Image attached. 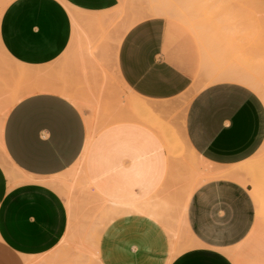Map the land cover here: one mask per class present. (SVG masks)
<instances>
[{
  "label": "crops",
  "instance_id": "obj_1",
  "mask_svg": "<svg viewBox=\"0 0 264 264\" xmlns=\"http://www.w3.org/2000/svg\"><path fill=\"white\" fill-rule=\"evenodd\" d=\"M126 1L118 13L120 0H0V43L12 64V88L39 81L48 87L29 93L23 88L5 116L9 96L0 99V144L23 178L11 183L0 162V264L34 261L65 236L69 218L60 177L85 150V116L92 107L57 89L75 91L80 85L83 94L90 74L96 73L99 85L101 67L111 75L113 93L121 97L131 91L161 104L190 94L183 132L209 163H240L264 141L260 97L229 80L198 87L189 64L180 60L185 40L173 43L163 16L130 25L132 0ZM20 66L27 70L22 81L16 73ZM114 94L106 95L112 107ZM147 134L142 126L125 123L96 136L87 161L92 177L87 175L107 200L139 205L163 195L154 188L161 185L166 152L142 146ZM136 136L139 140L133 142ZM251 188L232 177L207 178L195 188L183 217L187 235L180 240L191 245L173 257L164 222L141 212L117 215L100 234L99 263L264 264V220L257 218Z\"/></svg>",
  "mask_w": 264,
  "mask_h": 264
},
{
  "label": "rangeland",
  "instance_id": "obj_2",
  "mask_svg": "<svg viewBox=\"0 0 264 264\" xmlns=\"http://www.w3.org/2000/svg\"><path fill=\"white\" fill-rule=\"evenodd\" d=\"M151 1L152 0H132L129 5L131 12V22H137L139 20L138 16H142V18L148 17L144 15L147 14V10L149 11L150 5L154 4L151 3ZM154 1L156 2V0H153L152 2ZM179 1H181L182 3H186L187 0H175L177 7H179L181 3ZM189 1L191 2V8L189 12L184 11L183 14L187 13L186 15H188L191 13L192 15H190L192 17H187L184 15L182 17L181 15H177L175 16V18H171L169 16L163 17L168 21L169 26L171 27L170 36L173 43H177L178 40H185V45L183 47V53L180 60L182 61V63L187 62L189 64L198 87H202L216 81L227 80V77L231 78L229 74L232 75L234 72H236L233 74L234 78L241 77L238 76L241 75V73L237 74L238 68L240 70L239 72H242L244 74L247 71L246 69H242L243 67L241 68V66H238L236 61L237 58H234L237 47H241L240 51L242 53V51L244 50L242 49V46L249 50L248 45L250 46L251 43L252 45L250 46V49L253 53H255L253 45L255 46V50L257 44L258 48L260 44L262 46L264 45V42L261 43V41H264V39H262L264 38V36L261 37V35L264 34H261L259 36L257 35V37H251L250 35L249 37H244V39L246 40L247 38V40L243 41V35L240 33V30H242L245 25L249 26L255 21V17L253 15L247 14L243 19H241V24H237L238 29L236 27L230 29L224 20V15L227 10H223V8H221V3H219V1H208V5L205 6L201 3V0ZM119 9L120 5L118 7V13H122L124 10L123 8H121V11ZM207 12H209V14ZM207 14L209 16H207ZM179 16L180 18H183L179 19L180 21L177 20ZM260 21L263 25L262 29H264V19H261ZM262 32H264V30H262ZM254 37L256 38L254 39ZM257 38L258 40H262L258 41ZM254 40H256L257 43ZM246 43L248 44L245 46ZM262 46L261 48L264 52V48ZM260 50L261 49H258L257 51ZM216 51H218V53ZM240 51L238 52L240 53ZM247 53L246 55H248ZM256 54H258L257 57H259V53L257 52ZM234 61L235 64H233ZM11 68L12 64L9 60V57L7 58L0 49V99L4 100L7 96H9L6 99L3 107V116L6 115L12 104L16 103L19 98L23 96V88L25 89L26 93L40 91L48 88L46 87L45 83L39 81L28 88L23 87L21 83L20 86L16 84L15 88L13 89L11 85ZM19 68L22 69L21 66ZM19 68L16 73L20 76L21 69L19 70ZM104 68H99V85H97V76L94 70L91 69V71H93L95 74L84 75V77H86V75H89V77H86L84 79L85 85H83V87L85 88V92L83 94H80L79 90L77 89H80V85L75 86V91H70L66 88L57 89L58 92L65 95L73 102L77 104L86 103L92 107L91 114L89 116H85V124L87 130L86 142L88 139H91V141L87 146L88 150L86 148L85 142L87 155L86 150H84L83 154H81L80 156L81 158L84 155L83 164L85 175L87 178V174L92 177L91 170L88 169L89 166L87 167L88 156L93 146L95 145L96 136L100 132L111 126L121 125L125 123L142 126L143 128L147 129V132H149V134L146 135L144 141L142 140V146L145 144L148 149L153 150H155L156 148H162L166 152V156L164 157V170L162 171V173L160 172L161 185L154 188V192L161 191L164 196H171L172 193L175 192L177 196H181L183 195L180 194L181 189L186 188L182 191H184L183 193L187 192V189H189L191 185H194L195 182H197L201 178L207 180V178L232 177L239 182L245 181L244 185H246V183L252 185L250 192L257 204V218L259 220H264V141L255 154L240 163L229 166H219L209 163L190 146L183 132V114L185 107L191 97L190 94L183 95L173 100H167L161 104H155L152 101L150 102V100L141 98L131 91H129L127 95H123V97H121V95L117 92L116 94L113 93L110 79L111 75L109 74L108 70ZM221 72H224L223 76H221ZM219 73H221L220 76ZM261 74H263V79L261 78ZM26 75L24 74V76L20 77L21 81L26 77ZM247 75H242L243 78H241V82L240 78L239 80L235 79V82L239 81L240 84H245L244 86L246 87L249 83L248 88L254 91L260 97L264 104V70L261 71L259 69L258 73L255 74L256 79L254 78L255 80L253 79V81L251 78L253 82H250V77H246ZM115 77L119 82L121 81L120 78L116 76V74ZM257 77L259 81L256 82ZM260 78L263 80V83L261 82ZM231 79L230 81H233V77ZM120 83L125 89L122 81ZM113 94L115 97L114 100H116V104L114 105V107L109 104L110 102L106 98V95H109V97H111ZM94 97H96V102L93 100ZM135 101L139 103L144 102L145 104L153 106L151 107L152 111L150 113H147L149 117L146 114H141L140 112L136 111L134 106L132 107L131 103ZM100 102L101 104L104 102V104L101 105ZM160 106H162L163 110ZM100 107H103L104 110ZM160 109L162 115L161 113H159ZM99 110L102 111H100L99 113ZM151 113L153 114V116H151ZM144 118L146 119V121ZM122 133L123 131H118L117 137L122 138ZM125 137L127 138V134L125 135ZM132 140L133 142H137L139 140V137H133ZM80 158L77 160V163H75L63 174H67L69 176L72 175V173L74 172V168H76L77 164H79ZM151 188L152 187H148L147 189L152 191ZM93 190L97 195L107 200L103 193L98 192V190L95 188H93ZM63 193L65 194V199L69 198L73 202L72 209L76 213L74 219V226L76 229L74 230L76 231H74L73 234L70 235V238L65 243L60 244L55 251L54 249L58 244L50 251L35 257L34 261L31 260V264H45L44 258L51 255L55 256V259L52 260V264H94L93 260H91L90 258L91 237H89L88 233L90 234L95 223V228H100L104 220L107 208L105 207L104 203H101L102 201H100V199L98 200V198H91L92 194L90 195L88 192L87 196H90L87 197L85 190H81L77 187L71 189L69 194L67 192L65 193V191H63ZM190 245V242L182 243L181 246L183 248L179 247V249H177L176 251V254L182 249L189 247Z\"/></svg>",
  "mask_w": 264,
  "mask_h": 264
},
{
  "label": "bare ground",
  "instance_id": "obj_3",
  "mask_svg": "<svg viewBox=\"0 0 264 264\" xmlns=\"http://www.w3.org/2000/svg\"><path fill=\"white\" fill-rule=\"evenodd\" d=\"M152 1H151V3H154V4L150 5L149 11L147 10V14H145L144 16H169L171 18L172 17L175 18V16H177V15H181V17L184 15V16H187V17H192L191 13H190L191 15L188 14L189 16L186 15L187 14L186 12H185L186 14H183L184 11L189 12V10L191 8V2L189 0H187L186 3L185 2L182 3L181 1H179V2H181L179 7H177L175 0H156V2L155 1L152 2ZM208 1L209 2L210 1H212V2L219 1V3H221V8H223V10H225V9L227 10V12H225V15H224V20H225L227 26L230 29L235 28V27L237 28V24L238 23L241 24V19H243L245 17V15H247V14L253 15L255 17V21L251 25H249V26L245 25L243 27V29L240 30V33L243 35V41L245 40L244 37H249L250 35H251V37H253V36L257 37V35L259 36L261 34H264V32H262V30H264V29H262L263 25H262V23L260 21L261 19H264V0H201V3L205 6V5H208ZM127 2L128 1H126V0L125 1L124 0H120V9H119L120 11H121V8H123V9L125 8V7H123V5H124V3L128 4ZM148 4H149V2H148ZM215 7H217V6H215ZM207 13L209 14V12H207ZM208 14H207V16H209ZM134 15H135V13H134ZM140 18H142V16L141 17L138 16L139 20H140ZM179 19H183V18H180V16H179V18L177 20H179ZM190 20H191V18H190ZM192 20H193V18H192ZM134 23L135 22L132 21L130 25H133ZM187 24H188V22H187ZM126 26H128V25H126ZM124 29H125V26H124ZM238 33H239V31H238ZM262 36H264V35H261V37ZM256 37H254V39ZM262 39H264V38H262ZM241 40H242V38H241ZM246 40H247V38H246ZM257 40H258V38H257ZM261 40H258V41H261ZM251 41H252V38H251ZM254 41H256V40H254ZM249 42H250V39H249ZM263 42L264 41H261V43H263ZM256 43H257V41H256ZM247 44L248 43H246L245 46ZM251 45L252 44L250 43V46ZM250 46L248 45V49L249 50H247L246 48H244V46H242V49H244L242 51V53L240 51L241 47L240 48L237 47V50L235 51L234 58H237V60H236L237 61V65L241 66V68L243 67L242 69H246L247 72L249 71L248 73L246 72L244 74L242 72H239L240 70L238 68L237 74L241 73V75H238V76H241V77H239L240 78V82H241V78H243L242 75L245 76V75L248 74L246 77H248V78L250 77L249 79L251 80V78H252V80H253L254 78L256 79V75L255 74L258 73L259 69L261 71L264 70V52H263V49L261 48L262 45L260 44L259 48H258V44H257L256 50H255V46L253 45L255 53L252 52V50L250 49ZM262 47L264 48V45ZM0 49H1V52L4 55H6V57L8 58L7 54L5 53L4 49L1 46V43H0ZM258 49H261V50L257 51ZM218 51H216V52L218 53ZM238 51H240V53ZM247 52H250V53H247ZM257 52L259 53V57H257V55H258V54H256ZM87 53L89 54L88 56L92 55V51L91 50H89ZM246 53L248 55H246ZM251 53H252V55H251ZM233 64H235V61L233 62ZM234 68H235V66H234ZM236 68H237V66H236ZM20 69L21 68H19V70ZM232 69H233V67H232ZM229 70H230V68H229ZM26 73H27L26 70H24L22 68L20 70V77L24 76V74L26 75ZM221 73H219V76H220ZM223 73H222L221 76H223ZM234 73H236V72H234ZM233 74L232 75L229 74V76H231V78L233 77V81H235V79L239 80V78H237V77L234 78ZM237 74H235V75H237ZM26 77H27V75H26ZM258 77H257L256 82L259 81ZM262 77H263V74H261V78ZM227 78H228L227 80L230 81L231 78L230 77H227ZM262 79H261V82L263 81ZM209 80H211V79H209ZM252 80L250 82L254 81V80L253 81ZM238 83H239V81H238ZM262 83H261V85H262ZM247 85L249 86V83ZM256 86H258V85H256ZM95 99H96V97L93 98L94 101H95ZM10 101H12V100H10ZM100 104H101V102H100ZM102 104H104V102ZM131 105H132V107L134 106L136 111L140 112L141 114H146V115H147V113H150L152 111L151 107H153V106H150L149 104H145L144 102L143 103H139V102H136V101L132 102ZM160 107L162 108V106H160ZM100 108H102L104 110L103 107H100ZM162 110H163V108H162ZM100 111H102V110H99V113H100ZM128 111H130V110H128ZM159 111H160L159 113H161V115H162L161 109ZM164 111H165V108H164ZM151 116H153L152 113H151ZM145 121H146V119H145ZM153 128H154V126H153ZM90 141H91V139L87 140L86 148H87V146H88ZM86 148H85V150H86ZM0 162L5 167L6 174H7V176H8V178H9L11 183L23 179L22 176H21L22 175L21 172L12 163H10L9 160L7 159V156L5 155L2 146H0ZM83 163H84V155L80 158L79 164H77L76 168H74V172L72 173V175H70V176L67 175V174L61 175V177H60L61 178V183L60 184L62 186L61 189L63 191H65V193L67 192L68 194L70 193L71 189H74L75 187H77V188H79L81 190H85L86 196H87V192L90 195L92 194L91 198H95V199L98 198V200L100 199V201H102L101 203L102 204L104 203L105 207L107 208L104 220H103L102 225L100 226V228L99 229H97V227L95 228V226H94L96 224L95 223L93 225V229L91 230L90 234L88 233L89 237H91L90 258H91V260H93V263L94 264H100L99 263V259H98L97 246H98L99 237H100V234H101L103 228L105 227V225L108 222L113 220L114 217H116L117 215H120L122 213L124 214L126 212L127 213L128 212L147 213L150 216L156 217L157 220L159 219L161 221V223L164 222L163 224L165 226V229H166V231L168 232V234L170 236L171 255H172V257H173V255L175 256L177 249H179V247L180 248L182 247L181 246L182 244H180L181 238L184 237L183 235H187V234H183V230H182V228H183V226L185 224L183 217H184L186 202H187L190 194L193 192V190L195 188H197L200 184H202L203 181H205V179H202V178L199 179L197 182H195L194 185H191L190 188L188 186L189 189H187V192H185V193H183L184 191H182V190H184L186 188H183V187H182L183 189L180 188L181 189L180 194H183L181 196L180 195L177 196V194L174 192L175 194L172 193V195L170 194L171 196H163V195L160 196L159 195L155 199H150L149 201L144 202L143 204H139V205H122V204H119V203L112 202L110 200H106V199L102 198L101 196L97 195L94 192V190L91 187V184H90L88 178L85 175V170H84V164ZM70 170H72V169H70ZM19 173H20V175H19ZM241 183L245 184V181H243ZM86 190H87V192H86ZM255 191H256V189H255ZM90 195H88V196H90ZM66 205H67V208H68V218H69L68 219V228H67V232H66L65 236L62 238V240L59 243V245L62 244V243H65L70 238V235L73 234L74 231H76V230H74V229H76L75 226H74V219H75L76 213L72 209V207H73L72 200L69 199V198L66 199ZM172 213L174 214V218H171L173 216ZM169 214H171V215H169ZM167 215L171 216V217H167ZM166 217H167V220H166L167 222L171 220L170 223L169 222L167 223L164 220ZM184 229H185V227H184ZM184 233H185V230H184ZM189 237H191V236L189 235ZM188 239H190V238H188ZM191 240H193V242H194V239H191ZM58 246L54 249V251L58 248ZM53 259H55V256L51 255L49 257H45L44 258V262H45V264H52L53 263V261H52ZM27 264H31V261H28Z\"/></svg>",
  "mask_w": 264,
  "mask_h": 264
}]
</instances>
